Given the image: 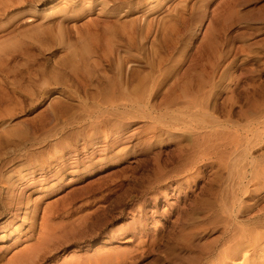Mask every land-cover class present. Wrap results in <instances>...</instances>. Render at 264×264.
<instances>
[{
	"label": "rangeland",
	"instance_id": "rangeland-1",
	"mask_svg": "<svg viewBox=\"0 0 264 264\" xmlns=\"http://www.w3.org/2000/svg\"><path fill=\"white\" fill-rule=\"evenodd\" d=\"M67 1H69V7L77 8L75 11H78L79 8L84 11L80 9V12L76 11L75 14L78 18L71 24L80 25L85 20L87 21L89 16L99 20L100 31L98 30L96 40L89 43L90 49L99 48L103 52L104 49L107 50L114 45L109 41L114 31L133 29L136 32L133 43L143 42L142 44L149 50L152 43L155 42L152 40L154 39L153 31H156L157 26L159 28L162 26L164 30L159 31L158 35L156 34L158 41L153 46L157 48L161 46L159 47L161 49L162 47L166 48L165 35L174 39L175 43L178 41L180 50L185 51L184 56H186V61L180 65L181 73L189 71L193 67V62L199 57L197 56L199 51H201L203 59L207 57L206 51L209 45L204 34L209 22L214 21L215 27H220V29L218 28L216 33L218 40L212 43L211 47L221 55L224 66L222 72L226 70L227 74L225 85L229 84L242 100V114L245 115L239 116L241 109L236 108L235 118L244 124L248 117L249 121L256 122L254 124L264 122V0H137L135 5L125 9L118 7V2V6L116 5L115 8L111 7L112 3L106 6L107 0ZM108 2L110 1L108 0ZM51 6H39L32 21L43 18L45 13L50 12ZM177 10L179 14L181 10L184 11L181 13L185 16L184 20H179L178 23L173 21L176 19L170 18L173 12H178ZM174 13L172 18L177 14ZM164 17L166 21L163 20ZM162 20L166 22V25L164 22L161 23ZM148 27L154 30L145 36ZM165 30L169 33L166 34ZM174 30L176 35L173 34ZM171 31H174L171 33L172 37ZM163 36L164 38H162ZM140 38L146 40L142 39L141 41ZM82 42L83 40H81ZM124 43L123 39L122 44ZM118 44L121 48L125 47L124 49L128 46L133 47L129 41H126L124 47L120 42ZM68 56L72 55L68 52ZM84 57L85 51L83 52L82 48L77 50L73 58L74 64L81 65ZM142 68L144 73L141 77L144 75V79L141 80L142 84H146L153 77L155 68L151 69L149 66ZM191 75V80L196 79V74L192 72ZM49 77L51 75H47L48 79L46 80L42 77L33 79L32 83H34L30 85H35V89L33 86L30 89H34L36 94L29 97L30 104L29 99H25L23 107H20L21 110L18 111V107L16 115L8 120V123L10 122L18 133L19 131L21 133V129L24 128L37 130L38 133L48 132L50 136L42 145L49 144V147H45L46 149H43L45 152L37 155L34 159L27 155L30 152H35V149L42 145L31 146L30 144L25 150L15 146L0 148V264H7V259L11 260L16 257L29 260L35 253L38 255V259L29 262L30 264H64L65 257L75 250H78L75 252L78 257L77 264H131V261H126L130 258L135 260L134 264H191L193 260V254L190 251L191 242L195 241V239L191 240V233L195 232V228L199 234L203 232V229H218L220 227L218 226V223H221L218 221L222 220L220 208L231 201V195L238 188L239 190L244 189L243 184L253 185V183H249L252 181L250 177L252 169L257 167L258 172L253 171L254 177L260 173L262 168L264 169V143L249 148L243 147V149L237 144L239 149L236 146L235 152L231 147L225 150L224 156L227 155L225 158L227 162L223 160L222 164L206 167H202L201 164L197 170L181 173L182 168L184 171L191 165V156L190 159L181 158L180 150L182 146L190 147L192 134L189 133L191 136L187 134V137L184 136V138L178 137L180 134L177 131H171V134L168 135L162 131L155 134L154 121L151 120L152 117L159 116L161 112L165 113L160 115L159 120L166 124H174L176 119H189L187 117L191 112L189 110L186 112L187 109L184 108V105H177L173 108H166V110L162 108L163 111L154 113L153 116L146 111V114H142L143 116L137 115L127 119L126 124L125 121L123 124L126 133L124 132L122 141L107 151H102L103 146L101 145L91 150L89 146H86L90 140L89 134L87 130L84 131L90 122L87 117L82 119L86 113L83 111L85 107L81 109L77 106L75 110L78 109V112L72 111L73 114L76 113L71 115L76 118V120H72L73 125L71 120L65 118L56 120L51 113L52 110L49 109L52 105H49L58 98L66 100V97L60 91L62 90L61 85L56 84L58 83L56 80L51 82ZM34 91L33 93H35ZM164 93L165 91L161 89L157 95L159 100ZM175 94L180 95L181 91L176 90ZM220 94L222 101L229 95L228 92ZM71 102L73 103L74 100ZM102 102H104V98ZM43 114L46 115L41 116ZM39 117L44 118L40 119ZM147 117H150L151 121ZM48 118L49 120H46ZM237 119L235 120L237 121ZM35 120L38 123L35 124ZM69 121L71 122L69 123ZM30 122L32 123L30 124ZM66 122L69 123V126ZM2 124H0L1 129ZM56 126L63 128L60 130ZM79 132L86 134L81 135ZM55 145L58 146L55 147ZM191 155L194 158V153ZM63 159H65V164L61 163ZM185 160L189 164L188 162L185 164ZM171 171L170 177H168L169 175L166 178L162 177ZM258 174L256 180L261 177ZM11 182L14 186L11 185ZM179 186H181L180 189ZM3 189L5 190L3 191ZM259 189L264 191V187ZM164 190H167L172 197L168 202L159 198L156 204L154 200H151L149 204L143 205L144 201L153 199V195ZM10 191L14 192L13 196H16V201H11ZM184 194L192 196L186 206L185 199H183ZM178 195L182 196L179 202L176 198ZM196 197H199V200H196ZM103 206L108 212V217H105V221L107 219L109 222L108 225H105L106 230L102 233L97 232V234L95 232L94 235L91 232L82 235V232L79 231L81 227L74 223L75 219L83 215H90V212L93 214L96 209H98L96 211H101L100 208ZM177 207L178 209L174 211ZM260 207V209L264 207V201L261 202ZM140 209L142 210L140 211ZM142 211L148 212L145 215V220L141 225L134 226V216L137 219L143 217ZM257 211L252 210L254 213ZM50 221L53 225L48 228ZM64 222L70 223L60 228L59 226ZM54 225L59 229H52ZM67 225L71 226L73 230H70ZM129 225L138 227L136 235L129 232ZM74 226L76 228L78 226L79 229L76 230ZM44 227L51 229L48 236L47 229ZM198 227L201 228L198 229ZM64 228L67 229L64 231ZM119 228L124 231L121 233L127 234L117 238L113 237L117 229L120 231ZM50 235L51 237L48 238ZM79 235L82 236L81 239ZM154 235H159V242L151 247L152 245H148L147 242L151 243L150 241L158 238ZM143 241L144 243H142ZM195 242L197 243V240ZM107 257L110 259V263ZM73 264H76V261Z\"/></svg>",
	"mask_w": 264,
	"mask_h": 264
},
{
	"label": "bare ground",
	"instance_id": "bare-ground-1",
	"mask_svg": "<svg viewBox=\"0 0 264 264\" xmlns=\"http://www.w3.org/2000/svg\"><path fill=\"white\" fill-rule=\"evenodd\" d=\"M109 1L110 2H108V0L106 1V6L112 3L113 5L111 7L114 6L115 8L118 2L119 6H117L125 9L129 8L133 4L135 5V3L140 0ZM45 5H52L49 10L50 12L45 13L43 18H38L37 20L32 21L38 7ZM75 9L73 7H69V1L67 0H0V124L3 123L2 129L0 128V148H11L15 146L16 148L25 150L30 144L31 146H40L48 140L47 138H49L50 134L46 131L38 133L37 130L24 128L23 130L21 129V133L20 131L18 133L16 128H13L14 126H12L10 122L8 123V120H10L13 115H16L17 108L19 107L18 111L21 110L20 107L24 104V100L28 98L30 104L29 97H32L34 94H36L34 91L35 85H32L34 87L33 90L30 89V87H32L30 84L32 83L33 79L42 77L44 80H46L48 79L47 75H51V77H49L51 82L56 80L58 82L56 84L61 85L62 90L60 91L62 92V95H65L66 97V100L64 98V100H61L60 98L56 100L54 99L55 101H52V104L50 103L49 105H52V107H49V109L50 111L52 110L51 113H53L56 120L59 118H62V120L63 118L71 121L76 120L74 116H71L74 113H72V111L75 110L77 106L81 107V109L82 107H85V109L83 108V111L86 113L82 116V119L87 117L90 122L89 124L87 122L88 127L85 126L86 129L84 131L86 132L87 130V133L89 134L88 137L90 140L89 143H86V146H89L91 150L101 145L103 146V148L101 147L103 150H101L107 151L119 141H122L124 139L123 137L125 132L123 124L124 121L126 124L127 119L136 117L137 115H142L146 111L153 116L154 113L163 111L162 108L166 110V108H173L177 105H184V108L187 109L186 112H188V110L191 112L187 117L189 119H176V123L166 124L159 120V118L162 116V113H165L161 112V116H151V120L154 121L155 134H159V132L162 131L165 135L166 133L168 135L171 134V131H177L179 132L178 134H180L178 137L183 138L187 134L189 135V133L192 134L193 138L190 147L182 146L180 150L181 158L185 159L187 157L186 159H190L191 156V165L184 171V168H182V171L180 169L181 173H189L195 169L197 170L201 164L202 167L222 164V161L227 158V155L224 156L225 150H228L230 147L234 149L233 152H235V148L238 145L243 149V147L249 148L251 146H257V144L264 143V122L261 124H254L255 121L252 120V123L249 121L248 117L247 122L244 124V122L240 123V121L235 118L236 108L241 109L239 116H241L243 112L241 107L242 100L235 94V90L229 86V84L225 85V78L227 74L226 70L222 72L224 66L221 55L211 47V44L218 40L216 33L220 29V27H218L219 29L215 27V24H213L214 21L211 23L209 22L204 34L206 41L208 42L207 44L209 45L206 51L207 57L203 59L202 54L200 53L201 51H199V55H197L199 57L193 62V67L189 69V71L187 70L186 72L181 73L182 67L180 65L186 61V56H184L185 51L180 50L178 46L179 44L177 43L178 41L175 43L174 39L165 35L164 42L165 45H167L166 48L162 47L161 49L159 48L161 47L159 45L158 48L153 46L155 45V42L158 41L156 34L158 35L159 31L164 30L160 23L158 24L162 29L157 26L156 31H153L154 39H151L155 42H153V44L151 41L152 46L149 50L145 48V46L142 44L143 42H139L138 44L133 43L135 41L134 33H136L133 31V29L126 31L121 26L123 30L114 31L109 39L110 43L117 45L120 42L122 44L124 39L125 43L126 41H129L133 47H129L127 45L128 47L124 49V43L122 44L124 48H121L118 46V44L117 47L116 45H113L107 50L104 49L102 52V50H99V48L90 49L89 46V43L92 40H96L98 32L100 31L99 20L88 15V20H85L82 22V24H71V22L78 18V16L75 14L77 11H75ZM79 9L78 11L80 12L81 9ZM116 10H118L117 7ZM182 10L181 12L184 13ZM181 12L180 14L179 11H175L177 14L173 12L175 16L172 18V13L170 18L172 20L176 19V21L173 20L176 23H178L179 20H184L185 16ZM167 18H169V16H167ZM164 19L165 17L163 20ZM163 20L161 23L164 22L166 25V19L165 21ZM168 25L170 26V24ZM150 27H148V32L145 34V36L154 30H151L153 27ZM164 27L166 28L167 26ZM175 30L178 31L177 29ZM165 31L166 34L169 33L167 30ZM174 31H171L170 35ZM176 31L173 34L176 35ZM162 38H164V36ZM81 40H83L82 43ZM81 48L83 49V52L85 51V57L82 59V64L77 65L74 64L73 58L75 57L77 50ZM68 52L72 55L71 57L68 56ZM144 66H149L151 69L155 68V73L154 75L152 74L153 77L146 84H142L141 80L142 78L144 79V75L141 77L144 73V70H142V67ZM192 72L193 74L197 75L196 79L194 80L190 79V77H192ZM195 80L196 82H193ZM49 85L51 84L49 83ZM161 89H163L165 93L162 94L163 97L159 100L157 95ZM176 90H180L181 94L176 95ZM33 91L35 93H33ZM222 92H228L229 94L228 97L223 101L220 94ZM100 96L103 97L99 98ZM106 97L108 98L106 99ZM103 98L104 102H102ZM71 100H74L75 103H72ZM75 111L78 112V109ZM69 114L70 116H68ZM173 114H175V112H173ZM45 115L46 114H43L41 116ZM242 115L244 116L245 114ZM55 118L52 119L55 120ZM147 118L149 119L150 117ZM235 119H237V121ZM46 120H49V118ZM240 120L242 119L240 118ZM40 121L39 124L41 125ZM71 121H69V123ZM172 121L170 122L173 123ZM36 122L38 123V121L35 120V124ZM31 123L32 122H30V124ZM69 123H67L68 126ZM47 124L49 125V123ZM73 124L74 123L72 121V125ZM56 128L61 130L63 127L56 126ZM79 133L81 135L84 134V132ZM52 137L54 136L52 135ZM98 137L99 139H97ZM57 146L55 145V147ZM45 147H49V144L44 146L42 145V147L40 146L39 148L35 149V152H30L27 156L31 158L33 157L34 159V157L37 155L45 152ZM55 147L54 151L56 150ZM192 153H194V158L191 155ZM24 154L26 155V153ZM185 161L186 162L184 163L187 164L188 161ZM225 162L227 161L225 160ZM61 163L65 164V159H63ZM246 167L247 165L245 168ZM254 170L256 173L257 167H255ZM254 170L252 169V176H250L252 181L249 182L250 184L253 183V185L249 186V184L244 185L242 183L243 186H245L244 189L239 190L238 188L239 191L237 190L231 195V201L224 204L220 208L222 220L218 221L221 222L218 223L219 225L217 224L220 226L218 229L211 228L207 230L206 228L203 229V232L197 234L198 231H196V228L194 227L195 232L191 233V240L195 239V241L197 240V243L195 241L191 242L190 251L191 254H193V260L191 264H264V207L260 209V204L262 201H264V191H260L259 189L264 187V169L262 168L260 173H257L258 175H261V177H258L257 180L255 179L257 174L256 177L253 176ZM172 171L166 174L164 173L165 175L162 177L166 178L168 175V177H170V173L172 174ZM43 173L46 174L44 171ZM249 174L251 175V173ZM244 176L245 175H243V177ZM6 182L8 183V181ZM246 182L247 181H245V183ZM5 186L7 185L5 184ZM178 188L180 189L181 186ZM4 190L5 189H3V191ZM6 193L8 194V192ZM10 193L12 194L10 195V199L11 201H14L16 196H13L14 192L10 191ZM184 195L185 196L183 199H185L184 202L186 206L187 201L192 196L189 194ZM152 197L153 199L144 201L145 204L143 205L149 204L151 200H154L156 204L159 198H163L166 202L172 198L167 190H164L161 193L159 192ZM176 198L179 202L182 196L178 195ZM197 199L199 200V197H196V200ZM100 209L103 214H101V211H96L98 210L96 209L95 211L93 210V214L90 212V215H83L82 217L75 219V221L72 220L76 225H79V227H83L82 230L81 228L79 230L82 232V235H86V233L89 234V232L94 235L95 232L97 234V232L102 233L106 230L105 225H108L109 222L107 219V222L105 221V217H108V212L105 211L104 206ZM177 209L178 207L175 208L174 211ZM141 210L142 209H140V211ZM252 210L258 211L254 213ZM147 213L148 212H143V217L138 219L136 216H134L135 220L133 225H141L145 220V215ZM44 221L46 222L47 220ZM69 223L64 222V224L60 225L59 227L61 228ZM49 224L48 228H51L53 223L51 224L50 221ZM133 225H129V232L131 231L133 235H136V230L138 227H134ZM59 227L54 225L52 229L55 228V230H57L56 228L59 229ZM74 227L76 228V226ZM79 227L77 226L78 229ZM68 228H70V230L72 229L71 226ZM200 228L198 227V229ZM65 229L67 228H64V231ZM48 230L49 229H47L46 232L47 236L51 229L49 231ZM117 230L114 232L113 237L117 238L120 235L123 236L127 234L121 233L123 229H120V231ZM51 232L53 233V231ZM111 232L113 231L111 230ZM51 235L48 238H50ZM158 236L159 235H156L155 237ZM85 237L88 238L87 236ZM81 238L82 236H80V239ZM148 241L150 240L148 239ZM150 242L151 243L147 242V244H150V246L152 245L151 247H153V245L159 242V237L153 239ZM142 243H144V241ZM75 252H78V250H75L65 257L64 264L65 262L66 264H71L73 261V263H75V261L76 264L78 263V257ZM35 259H38V255L36 253L35 255H32L29 260L25 259L26 261L24 259L22 260V258L17 259L16 257L11 260L7 259L6 262L7 264H30L31 261L33 262ZM107 259L110 263V259L108 257ZM102 260L103 259L101 258V261ZM127 260L128 262L131 261V264H134L135 262V260L133 261L132 258L126 259V261ZM102 263H104V261H102Z\"/></svg>",
	"mask_w": 264,
	"mask_h": 264
}]
</instances>
